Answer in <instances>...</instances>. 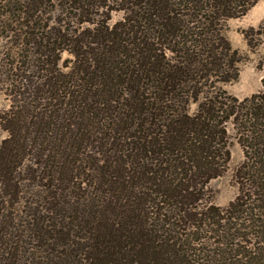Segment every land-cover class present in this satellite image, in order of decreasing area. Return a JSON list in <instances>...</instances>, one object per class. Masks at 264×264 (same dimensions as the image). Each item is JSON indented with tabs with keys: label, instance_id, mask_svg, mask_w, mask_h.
Here are the masks:
<instances>
[{
	"label": "trees",
	"instance_id": "1",
	"mask_svg": "<svg viewBox=\"0 0 264 264\" xmlns=\"http://www.w3.org/2000/svg\"><path fill=\"white\" fill-rule=\"evenodd\" d=\"M258 1L0 0V264H264V90L224 88Z\"/></svg>",
	"mask_w": 264,
	"mask_h": 264
},
{
	"label": "rangeland",
	"instance_id": "2",
	"mask_svg": "<svg viewBox=\"0 0 264 264\" xmlns=\"http://www.w3.org/2000/svg\"><path fill=\"white\" fill-rule=\"evenodd\" d=\"M121 14H113L112 22L118 20ZM227 36L232 46L239 50L242 60L239 63V77L237 80L224 85V88L232 95L243 99L261 90L264 78V67L261 60L264 58V4L259 0L245 15L230 19L227 22ZM247 38L254 44L249 47ZM73 57L67 52L62 54L61 65L69 63ZM1 84V80H0ZM9 99L2 93L0 87V110L8 109ZM229 132L234 134L232 125H228ZM5 137L0 133V141ZM231 160L227 170L220 177L209 182L211 202L219 207H226L232 202L239 191L236 171L244 160L241 147L232 137Z\"/></svg>",
	"mask_w": 264,
	"mask_h": 264
}]
</instances>
